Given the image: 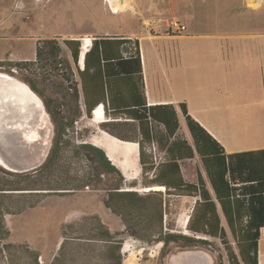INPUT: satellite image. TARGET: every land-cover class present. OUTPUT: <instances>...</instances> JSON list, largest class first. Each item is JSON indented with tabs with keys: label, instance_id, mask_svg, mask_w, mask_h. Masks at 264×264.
Segmentation results:
<instances>
[{
	"label": "rangeland",
	"instance_id": "rangeland-1",
	"mask_svg": "<svg viewBox=\"0 0 264 264\" xmlns=\"http://www.w3.org/2000/svg\"><path fill=\"white\" fill-rule=\"evenodd\" d=\"M131 3V10L112 15L107 0H0V73L16 78L29 88L30 85L35 87V94L49 105L52 116L37 95L53 132L46 160L54 148L59 126L66 129L60 135L59 159L53 164L45 166V160L37 169L21 174L0 165V190H8L0 191V264H117L119 259L123 264L128 256L123 254L125 244L132 250L134 264H231L228 246L236 254L239 264H243L237 242L229 230L227 245L219 239L198 236L207 240L208 245L181 247L171 243L165 249L161 242L148 244L128 234L129 230L140 236L146 235L143 229L147 220L144 221L137 210H130V202L110 198L111 192L115 188L120 192L142 190L147 187L143 182H148L152 174L144 175L141 169L136 180L127 182L120 171L117 175L104 170L93 160L96 154L82 148L83 144H90L95 130L99 131L97 126L102 129L104 124L95 126L91 122L93 114L88 118L81 113L68 127L67 122L79 106L73 91L77 88L78 77L72 59L69 65L65 64L69 51L63 42L105 33L157 40L153 37L163 35L164 26L172 18L185 24L186 34L223 31L228 26L232 30H257L264 29V24L257 23L256 18L241 9L239 17L228 19L229 10L241 2L131 0ZM46 42L60 47L58 56L61 59L50 57ZM37 48L44 53L43 60L35 56ZM35 58L41 62L38 68L53 69L51 77L39 74L37 69L32 70L33 67L27 68V73L17 68L23 60L33 63ZM59 62L63 64L62 72L54 70ZM56 116L59 120L64 119L56 124L52 120ZM108 124L121 136L133 137L131 127ZM132 185L135 188H130ZM157 192L163 196L162 232L184 235L180 226H185L184 222L191 214L192 200L168 196L165 189L137 194L147 196ZM151 227L154 233L150 232V238L155 240L159 223H152ZM189 234L187 236L193 237ZM112 238L119 243V251L116 242L111 245L105 241ZM259 250H264V236L259 242ZM186 253H200L204 258L186 259Z\"/></svg>",
	"mask_w": 264,
	"mask_h": 264
},
{
	"label": "crops",
	"instance_id": "crops-1",
	"mask_svg": "<svg viewBox=\"0 0 264 264\" xmlns=\"http://www.w3.org/2000/svg\"><path fill=\"white\" fill-rule=\"evenodd\" d=\"M218 1L241 2L229 10L228 19L239 17L241 9L256 18L257 23L264 24V0L255 8H249L247 0ZM231 28L228 26L223 31L216 29L207 33L185 32L183 35H173L168 32L166 24L163 35L153 37L158 38L157 40L147 37L133 38L128 34L105 33L91 39L128 42L120 48L105 52V59L110 62L108 64H104L100 51L91 52V47L84 57V69L75 66L80 112L86 115V107L96 109L101 106L106 120L101 125L111 123L133 129L130 131L133 137H125L129 141H122L103 130H95L89 141L92 146L105 153L110 163L127 177V182L136 180L141 172L137 142L140 132L134 116L151 109L156 114L167 110L174 111L178 124L175 135L185 140L194 154L192 158L178 161L182 179L185 183L197 184L201 177L210 198L216 204L217 213L221 216V225L226 232L228 226L216 202L201 157L195 150L181 105H185L187 115L217 142L221 155L264 151V29ZM66 58L70 64V53ZM117 58L124 61L117 63ZM152 128L155 134L159 133V137L165 134L166 130L162 124H154ZM107 139L112 140L110 142ZM163 141L159 144L156 140L144 142L145 158L155 167L166 161ZM107 143L113 148L112 151L116 148L113 151L114 157L112 152L105 149L104 145ZM127 143H130V146H125ZM153 150L163 157L164 161L154 163ZM245 161H242L241 166L246 169L235 171L234 174L243 177L251 174L252 177L248 183L241 184L240 181L234 185L237 188L255 184L257 179L264 178L263 156ZM178 197L192 200L193 205L189 211L191 214L196 203L200 201L199 197ZM187 217L189 218V215ZM180 227L187 231V225ZM263 233L264 229H261L258 264H264V250H259ZM123 264H126V257ZM128 264H134V259Z\"/></svg>",
	"mask_w": 264,
	"mask_h": 264
},
{
	"label": "trees",
	"instance_id": "trees-1",
	"mask_svg": "<svg viewBox=\"0 0 264 264\" xmlns=\"http://www.w3.org/2000/svg\"><path fill=\"white\" fill-rule=\"evenodd\" d=\"M127 42V40L112 41L104 38H100L99 40L96 39L93 41L91 52L99 50L104 64H108L110 62L109 59H105V52L107 50L111 51L116 47L120 48V46ZM64 44L70 50L73 62L78 67L80 42L78 40H66ZM46 46L49 50L50 57L56 59L60 53V48L53 42H46ZM37 54L40 57L44 55L39 48L37 49ZM122 61L124 60H119L118 58L116 60L117 63ZM73 91L75 99L78 100L77 88H74ZM164 108L166 109L167 107ZM94 109L95 108L86 107L85 112L88 118L91 116V112ZM181 111L186 119L195 150L201 157L204 169L215 193L216 202L220 206L222 217L226 221L230 234L237 242L241 262L243 264H258V241L260 239V231L261 229H264V178L257 179L255 184L240 186L237 188L234 185L239 184L240 181L241 184L248 183L252 176L250 174V176L248 175L249 177H243L235 175L234 172L240 171V169H246L242 168V161L246 162L245 160H252L253 158H258V156L264 157V151L223 156L221 155L222 152L218 151L220 147L217 142L213 140L198 123L187 115L185 105H181ZM73 113L74 116L69 122H67L68 127L73 125L75 122L74 119L77 115H81L79 106L76 107ZM134 117L139 124L140 139L137 142L139 143L141 169L144 175L152 174V177L148 182H143V185L147 186L144 188L163 186L165 188V193L168 196L199 197L200 201L196 203L192 214L189 215L186 227L187 230L193 234V237L185 234L163 233L161 229L163 221L162 194L157 192L147 196H139L135 191L123 190V192H120L119 188H115V190L111 192L110 198H117V201L119 202H130V206H132L130 207V210H137L142 215L143 220H147L146 228L143 229L146 235L140 236L136 232H129V230L128 234L148 244L152 242H161V244L163 243V249L171 243L178 244L181 247H191L194 246V244L208 245L207 240L199 239L198 236L219 239L224 245H227V232L221 225V216L217 213L216 204L212 198H210L205 183L201 177L197 184H188L182 179L178 161L192 158L194 154L188 143L175 135L178 129V124L174 111L167 110L156 114L153 109L149 111L144 110V112H141ZM63 119L64 118L61 120ZM53 120L56 124L61 122V120L57 119V116ZM154 124L164 125L166 130L165 134L160 135V137L159 133L155 134L154 128H152ZM108 125L104 124L101 130L122 141H129L114 130H111ZM170 125H172V128ZM58 130V137L56 138L54 148H52L48 159L44 163L45 166L53 164L59 159L60 135L63 134L66 129L64 126L60 125ZM161 137L163 139H161ZM171 139L173 140L170 142ZM152 140H156L158 144L164 140L163 148L165 149L167 156L166 161L159 164L157 167L146 160L143 149L144 142L150 143ZM82 148L96 154V159L93 158V160L97 161L101 168L110 173L120 175L119 170L110 163L101 149L90 144H83ZM88 159L89 161H93L91 158ZM134 186L135 185H132L130 188H135ZM19 190L23 189H10L9 191ZM237 192H239V194H237ZM154 196H157V198ZM108 208L111 207L108 206ZM114 213L117 215L116 212ZM118 216H121V214ZM152 223H159V233L154 238L155 240H151L150 238L152 237L150 232L154 233V230L151 227ZM105 241L109 242L111 245L116 242L114 241V238ZM119 246V243H117V251H119ZM227 255L231 264H239L236 254L229 246L227 248ZM120 262L121 260L119 259L117 264H121Z\"/></svg>",
	"mask_w": 264,
	"mask_h": 264
},
{
	"label": "water",
	"instance_id": "water-1",
	"mask_svg": "<svg viewBox=\"0 0 264 264\" xmlns=\"http://www.w3.org/2000/svg\"><path fill=\"white\" fill-rule=\"evenodd\" d=\"M52 134L39 97L23 82L0 73V165L18 174L37 169L48 156ZM184 258L204 256L186 253Z\"/></svg>",
	"mask_w": 264,
	"mask_h": 264
},
{
	"label": "built area",
	"instance_id": "built-area-1",
	"mask_svg": "<svg viewBox=\"0 0 264 264\" xmlns=\"http://www.w3.org/2000/svg\"><path fill=\"white\" fill-rule=\"evenodd\" d=\"M247 1H248L247 2V6L249 8H255L261 3V0H247ZM107 7H108L109 13H111L112 15H118L119 13H121V12H123L125 10H131L132 9V3H131V0H107ZM167 27H168V32L172 33L173 35H183L186 32V29H187L185 24H183L180 20L175 19V18H172L171 20H169L167 22ZM89 40L90 41H89L88 44L86 43V39L85 38H80L78 40L80 42V52H79V58H78V67L81 68L82 70L84 69V57H85V54H86L87 50L92 47L93 39L90 38ZM87 45H89V47H87ZM84 47L86 48V50H85L84 55H83V57L81 59L82 49ZM59 59H61V58H58V60ZM46 61H48V60H46ZM39 63L41 64V62H39L38 59L35 58L33 60V63H32V65H33L32 66L33 67L32 70L37 69V72H39V74L42 73V74H45V75L51 77L52 74L54 73L53 69H51L50 67H46V68H43V69L38 68L40 66ZM54 70L62 72L63 71L62 70V64L60 62L57 63L56 66L54 67ZM23 71L27 73L28 69L24 68ZM75 74L77 75L76 71H75ZM94 111H95V109L92 110L91 115H92V113ZM153 156H154L153 157L154 163H156V164H158L159 162L164 161V158L161 157L160 155H157L155 150H153Z\"/></svg>",
	"mask_w": 264,
	"mask_h": 264
},
{
	"label": "bare ground",
	"instance_id": "bare-ground-1",
	"mask_svg": "<svg viewBox=\"0 0 264 264\" xmlns=\"http://www.w3.org/2000/svg\"><path fill=\"white\" fill-rule=\"evenodd\" d=\"M86 39V43L88 44L89 43V39H87V38H85ZM87 47H89V45H87ZM85 50H86V48L84 47L83 49H82V54H81V56L83 57V55H84V52H85ZM81 57V58H82ZM93 114V119L91 120V122H92V124L93 125H99V124H101V123H104L106 120H105V118H104V112H103V110H102V107L101 106H99V107H97L96 109H95V111L92 113ZM45 122H47V118H45ZM45 123L43 122V125H44ZM98 127H100V126H97V129H99V130H101L100 128H98ZM110 136V135H109ZM107 137H108V135H107ZM101 138V137H100ZM109 138V137H108ZM99 140H101V139H99ZM107 140H109V139H107ZM112 140V139H111ZM111 140H109L110 142H111ZM103 141V140H102ZM115 141H116V139H115ZM114 140H113V142H115ZM100 142V141H99ZM98 142V143H99ZM100 144H102V143H100ZM100 144H98V145H100ZM113 144V143H112ZM130 144V143H129ZM128 143L127 144H125V146H128L129 145ZM115 145V144H114ZM114 145H112V146H114ZM104 146H106V148L105 149H108V151H110V152H112L111 154H113V151L116 149V148H114V150L112 151V147H111V145H109L108 143L106 144V145H104ZM118 146V145H117ZM130 146V145H129ZM119 148V147H118ZM129 148V147H128ZM130 150V149H129ZM120 153V152H119ZM130 153H131V150H130ZM108 154V153H107ZM108 156V155H107ZM116 156V155H115ZM113 157H114V154H113ZM123 157V156H122ZM130 157V156H129ZM129 161V160H128ZM123 164V163H122ZM124 164H125V162H124ZM122 169V172H123V168H121ZM125 170V169H124ZM125 172V171H124ZM126 177V176H125ZM130 177V176H129ZM127 178V177H126ZM165 188L164 187H162V186H153V187H148V188H144V189H142V190H138V189H127L128 191H135V192H156V191H163ZM188 218H186V220H185V225L187 224V222H188ZM183 234H185V235H189V232L188 231H185L184 230V232H183ZM264 234V233H263ZM159 245H161V244H159ZM160 247V246H159ZM143 251V250H142ZM123 253H125V254H128V256L126 257V264H128V263H130L132 260H133V257H132V250L130 249V246L128 245V244H125V246H124V248H123Z\"/></svg>",
	"mask_w": 264,
	"mask_h": 264
},
{
	"label": "flooded vegetation",
	"instance_id": "flooded-vegetation-1",
	"mask_svg": "<svg viewBox=\"0 0 264 264\" xmlns=\"http://www.w3.org/2000/svg\"><path fill=\"white\" fill-rule=\"evenodd\" d=\"M69 40V39H68ZM66 41V40H65ZM64 41V42H65ZM64 42H63V44H64ZM65 45V44H64ZM66 48H67V46H65ZM60 48V47H59ZM38 49V48H37ZM37 49H36V51H35V56L36 57H38V54H37ZM68 49V48H67ZM68 51H69V53H70V55H71V52H70V50L68 49ZM59 55V54H58ZM40 57V56H39ZM58 58H61V56H57ZM40 60H43V59H41V57H40ZM72 61H73V59H72ZM62 64V63H61ZM65 64H67V65H69V62H68V60H67V63H65ZM33 65H32V63H30L28 60H23L20 64H19V66L17 67V68H19V70H21V71H23L24 70V68H30V67H32ZM76 66V65H75ZM2 68V67H1ZM62 70H63V64H62ZM12 71H14L15 73H17L16 72V70H12ZM24 72V71H23ZM30 88L32 89V91L34 92V93H37V91L35 90V87H33V86H31L30 85ZM38 95V94H37ZM39 96V95H38ZM40 97V99H41V101L43 102V100H42V97L41 96H39ZM44 103V106H45V108H46V111L48 112V114H50L51 116L53 115L52 113H51V111H50V109H49V105H47V103L46 102H43ZM52 120H53V118H52ZM169 246V245H168ZM167 246V247H168Z\"/></svg>",
	"mask_w": 264,
	"mask_h": 264
}]
</instances>
